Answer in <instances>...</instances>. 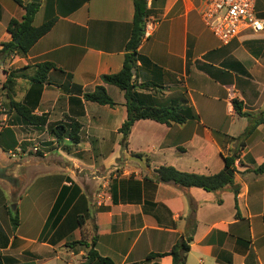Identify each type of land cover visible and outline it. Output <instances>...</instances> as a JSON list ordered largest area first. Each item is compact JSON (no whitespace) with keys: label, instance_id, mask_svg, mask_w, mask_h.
Instances as JSON below:
<instances>
[{"label":"crops","instance_id":"crops-1","mask_svg":"<svg viewBox=\"0 0 264 264\" xmlns=\"http://www.w3.org/2000/svg\"><path fill=\"white\" fill-rule=\"evenodd\" d=\"M39 4L34 26L56 17L51 31L27 55H0V105L8 104L4 85L18 72L14 101L47 118V125L34 127L14 110L1 116L0 143L9 151L0 148V153L7 158L19 148L23 152L9 164H23L15 191L0 183L3 213L6 193L23 196L17 230L10 219L8 229L0 218V262L81 264L88 249L67 244L84 234L88 242L97 236L96 250L115 264H143L150 254L171 252L190 234L192 223L187 264H264V174L254 172L264 165V29L244 31L223 45L205 26L200 0H154L146 22L153 28L138 49L133 81L154 85L143 93L157 102H187L198 118L170 126L137 121L123 150L119 130L128 116L125 94L101 77L123 68L134 0ZM255 13L264 25V0L256 1ZM24 15L15 0H0V50L12 40L9 23ZM43 63L55 67L39 83L32 79ZM101 85L114 106L85 99ZM231 94L250 116L235 112ZM261 120L245 146L239 144L237 198L230 187L206 192L157 180L155 170L162 166L205 176L219 173L224 159L234 155L236 141ZM72 122L81 127L78 144L67 137L58 140L52 132L58 125L69 132ZM34 147L42 154L31 152ZM131 156L141 157L149 170ZM152 262L173 264V258Z\"/></svg>","mask_w":264,"mask_h":264},{"label":"trees","instance_id":"trees-1","mask_svg":"<svg viewBox=\"0 0 264 264\" xmlns=\"http://www.w3.org/2000/svg\"><path fill=\"white\" fill-rule=\"evenodd\" d=\"M15 1L23 7L25 15L20 21L12 20L9 23L8 33L12 36V40L9 43L2 44L0 55H27L32 47L51 31L57 21L56 17L49 18L41 26L35 27L34 20L40 8V4H24L21 0ZM134 7L135 15L132 33L126 46V56L123 68L117 74L104 75L101 77V80L105 85L117 87L125 94V105L128 116L127 120L119 130L122 135L121 146L123 150L128 148L131 130L137 121L152 120L159 124L170 126L171 124H184L198 118L194 111L187 105V102H183L182 104L171 102L168 105H166L165 102H157L150 94L143 93L145 90H154V85H137L133 81V72L139 57L138 49L144 37L147 19L150 16V10L148 9L145 0H134ZM17 40L19 41L16 44ZM54 67L55 66L51 63L37 65L36 75L32 80L39 83L45 82L49 72L53 70ZM17 77L18 72L12 73L4 85L6 97L9 102L3 106L0 105V118L5 110L9 109L14 110L27 125L34 127H43L47 125L46 117L35 116L25 105L14 101L13 97L15 95V83ZM85 99L103 106L115 105L113 99L108 95L107 90L103 85L98 86L93 93L86 94ZM232 105L238 115L250 116L249 114L242 112V106L236 99L232 101ZM262 121L263 120L259 121L256 125L249 127L244 137L238 139L241 141L242 146H245L244 141L246 138L254 131L259 123H262ZM68 128L70 129L69 132H67L68 130L65 126L58 125L53 127L52 132L58 140L67 137L71 139L74 144H78L80 142V125L76 122H72ZM0 148L4 152L9 151L7 148L3 147L1 143ZM237 159V154L225 158L223 170L211 176L180 172L172 166H162L155 170V173L159 182L173 183L184 189L198 188L206 192H217L230 187L237 198L240 192V186L236 184ZM254 172L257 174H264V165L260 166ZM10 221L13 230H17L20 224L17 212L10 217ZM79 221L80 227H82L84 218L79 217ZM190 227V234L186 235L183 241L174 246L171 252L165 254H150L143 264H158L153 263L152 261L165 256H171L173 258V264H187V254L190 251V244L193 241V233L195 229V226L194 224L192 226V223ZM96 229L97 228L94 227V230ZM96 245L97 236H94L92 241L88 242V238L84 234L80 241H74L67 244L69 248L83 246L88 249L86 260L81 264H115L110 258L102 257L96 250ZM0 264L2 263L0 262Z\"/></svg>","mask_w":264,"mask_h":264},{"label":"built area","instance_id":"built-area-1","mask_svg":"<svg viewBox=\"0 0 264 264\" xmlns=\"http://www.w3.org/2000/svg\"><path fill=\"white\" fill-rule=\"evenodd\" d=\"M150 7L154 0H145ZM203 3L202 19L208 30L223 45L230 44L240 37L244 31L260 33L264 29L263 22L257 18L255 4L257 0H200ZM152 22L145 25L144 37H148L152 31ZM232 101L233 94L229 95ZM233 106V105H232ZM1 131V125H0ZM32 152L38 153L39 148L34 147ZM19 148L11 152L12 158L22 154Z\"/></svg>","mask_w":264,"mask_h":264},{"label":"rangeland","instance_id":"rangeland-1","mask_svg":"<svg viewBox=\"0 0 264 264\" xmlns=\"http://www.w3.org/2000/svg\"><path fill=\"white\" fill-rule=\"evenodd\" d=\"M1 120V118H0ZM1 124V123H0ZM235 141V140H234ZM40 143V141L38 142V144ZM46 143H48V141H46ZM239 144H240V141H236V145H235V150H233V154H237V153H240V149H239ZM27 146H29V144H27ZM14 152V151H13ZM32 152V151H31ZM43 152V149H40L39 148V152L40 154H42ZM34 153V152H33ZM38 153H34L38 156ZM4 159V160H1ZM17 159H20L19 156L16 157V158H12L10 153L7 154V158L6 156H3L1 153H0V163L2 164H6V166H8L9 164L13 163L11 162L10 160H17ZM41 160L40 159H35V162H40ZM15 164V163H14ZM1 165V164H0ZM3 166V165H1ZM9 166H12L14 167V165H9ZM25 171V169H22L20 170V174L23 173ZM0 183L1 184H4L6 183L8 185V183L4 180H2L0 178ZM9 186V185H8ZM28 186V184H27ZM28 188V187H27ZM24 189V192L26 191V189ZM7 192V191H6ZM23 196V193L20 195V196H15L14 192H13V195H9L8 193H6V198L8 200V202L6 203V212L3 213V211L1 210V207H0V218L2 219L3 223L8 226L7 228L9 229L10 228V225H9V219L11 216H13L16 212L18 213V210H19V200H20V197ZM18 216H19V213H18ZM93 232H95L94 228H93Z\"/></svg>","mask_w":264,"mask_h":264},{"label":"water","instance_id":"water-1","mask_svg":"<svg viewBox=\"0 0 264 264\" xmlns=\"http://www.w3.org/2000/svg\"><path fill=\"white\" fill-rule=\"evenodd\" d=\"M34 3L39 4L41 0H33ZM19 40L16 41V44ZM130 161L138 163L144 170H149L148 165L144 162V160L139 156H131L129 158ZM12 166H1L0 165V178L4 181H6L12 188L13 191H15V188L17 187V183L19 181L18 177H16V174L19 170V167L23 164L21 163H15L12 164Z\"/></svg>","mask_w":264,"mask_h":264}]
</instances>
